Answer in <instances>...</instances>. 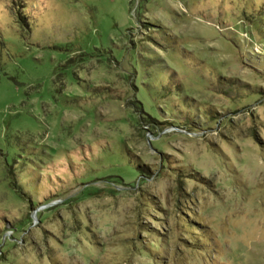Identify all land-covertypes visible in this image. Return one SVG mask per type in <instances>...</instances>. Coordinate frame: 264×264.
Here are the masks:
<instances>
[{
	"label": "rangeland",
	"instance_id": "374dc122",
	"mask_svg": "<svg viewBox=\"0 0 264 264\" xmlns=\"http://www.w3.org/2000/svg\"><path fill=\"white\" fill-rule=\"evenodd\" d=\"M0 264H264V0H0Z\"/></svg>",
	"mask_w": 264,
	"mask_h": 264
},
{
	"label": "trees",
	"instance_id": "16d2710c",
	"mask_svg": "<svg viewBox=\"0 0 264 264\" xmlns=\"http://www.w3.org/2000/svg\"><path fill=\"white\" fill-rule=\"evenodd\" d=\"M20 19H22V18L20 17Z\"/></svg>",
	"mask_w": 264,
	"mask_h": 264
}]
</instances>
